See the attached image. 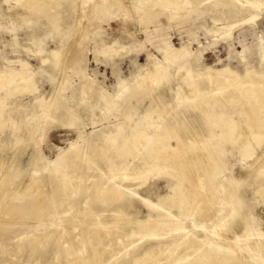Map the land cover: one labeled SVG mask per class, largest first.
Masks as SVG:
<instances>
[{
	"label": "rangeland",
	"instance_id": "rangeland-1",
	"mask_svg": "<svg viewBox=\"0 0 264 264\" xmlns=\"http://www.w3.org/2000/svg\"><path fill=\"white\" fill-rule=\"evenodd\" d=\"M28 1L0 0V72L31 77L30 84L19 82L12 88L10 97L0 91V183L4 182L0 188L8 195L5 201L0 192V264H71L66 256L72 245L84 261L92 257L89 245L64 239L48 242L46 236L56 230L60 217L67 222L84 205V190L94 184L93 172L82 158L70 163L64 179L48 169L78 139L86 151L112 134L115 145L108 155L132 171L146 170L151 166L147 159L162 152L158 142L150 148L137 142L135 156L121 157L117 151L142 129L177 147L171 139L177 130L188 138L191 127L208 128L211 142L220 147L214 182L227 186L239 200L231 234H241L249 225L264 232V130L263 142L249 136L241 114L251 105L243 100L203 114L186 102L192 91L185 82L191 73L208 89L207 76L226 70L241 77L251 73L253 80L264 76V0H250L255 7L246 0L197 1L184 17L171 19L156 11L144 20L133 0H112L111 6L95 0L89 7L78 0H44L39 8H29ZM231 26L229 32L223 29ZM181 48L190 55L169 66L158 88L139 87L147 69L165 62L166 51ZM230 129L232 140L243 146L234 148L221 136ZM73 155L69 152L65 158L73 161ZM191 155L185 152L178 160L185 164ZM101 168L107 171L103 163ZM35 174L38 186L24 194ZM77 176L84 177V190L74 195L76 186L70 179ZM175 185L165 178H150L139 193L156 202L171 196ZM48 195L54 205H48ZM67 205L68 216H59ZM124 210L131 219L126 226L113 224L110 213L101 216L111 227L109 233L98 235L101 243L113 237L115 226L125 232L133 230L137 220L157 216L136 200L126 201ZM74 220L80 225L84 216ZM81 233L77 231L78 236ZM137 239L126 242L117 264H133L144 248L157 242L144 240L130 247ZM58 254L64 259H57ZM86 263L94 264L92 259Z\"/></svg>",
	"mask_w": 264,
	"mask_h": 264
},
{
	"label": "bare ground",
	"instance_id": "bare-ground-1",
	"mask_svg": "<svg viewBox=\"0 0 264 264\" xmlns=\"http://www.w3.org/2000/svg\"><path fill=\"white\" fill-rule=\"evenodd\" d=\"M43 1L30 0L27 5L29 8H39ZM78 1L82 6L89 7L95 0ZM98 1L108 3L110 6L113 4L112 0ZM197 1L206 2L207 0H133L135 9L143 20L156 11L169 15L171 19L184 17L195 8ZM233 1L242 2V0ZM246 3L255 7L250 0H246ZM223 29L229 32L233 26ZM188 55L190 52L185 48L177 52L166 51L165 62L161 66L155 65L147 69L146 74L141 77L139 87L150 90L158 88L159 84L167 78L169 66ZM257 76V80H253L251 73L241 77L232 71H221L216 73L215 77L207 76L210 87L205 89L190 73L185 82L192 91V97L186 98V102L195 111L205 114L215 110L217 106L224 110L227 103L234 105L245 100L251 108L241 112L242 123L249 136L257 137L258 142H263L261 131L264 130V76ZM19 82L30 84L31 77L0 72V91L6 90L7 97L13 93L12 88L19 87ZM190 131L191 136L188 138L183 136L182 130L173 133L171 139L175 140L177 147H172L169 143L164 144V139L158 140L156 137L149 136L143 129L140 130L139 135H132L126 139L124 147H118L117 150L121 157L127 154L135 156L134 149L139 141L148 148L159 143L162 152L158 154V157L147 159V163L151 166L146 170L133 169L132 171L127 164L118 165L108 155V149L115 145L112 134L102 140V145H89L86 151L81 149V139L72 143L69 150L50 166L49 172L64 179L69 176L66 169L70 163L82 158L87 160V167L93 172L91 179L94 184L92 183L90 191L84 190L83 176L70 179L76 186L74 195L84 190L86 194L84 205L67 222H63L64 218L60 217L56 223V230L46 236L47 241L64 239L69 243H81L82 246L91 247L92 257L84 261V258L80 256L81 251L72 245L70 254L66 256L67 260H71V264H87L86 262L91 259L94 264H117L126 251V242L134 237L138 239L132 240L130 247L144 240L157 242L144 248L142 255L134 259L133 264H264L262 256L264 232L253 225H249L243 233L238 235H232L230 232V226L238 214L239 200L227 186L217 185L214 182L219 173L220 161L217 154L220 147L211 142L212 133L208 131V128L202 130L191 127ZM223 132L221 136L225 135L234 148L243 146V142L232 140V129ZM258 145L261 146V143ZM69 152L74 154L73 161L65 158ZM185 152L192 155L184 164L178 159ZM101 163L107 171L101 168ZM1 172L2 165H0V174ZM188 174H192L193 178ZM150 178H165L176 182V185L172 186L173 194L156 202L142 196L139 191L147 186ZM39 180L37 174L31 176L27 181V191L24 194L35 189ZM1 182L3 188L4 182L2 180ZM230 182L228 180V183ZM186 185L189 188L185 189ZM2 188H0L1 198L7 201L8 195ZM48 200L49 206L54 205L55 202L49 195ZM128 200L138 201L157 216H150L146 221L137 220L135 228L129 231L125 229V232H120L118 226L112 227L113 237L108 242L101 243L98 235L109 233L111 228L102 222L101 216L110 213L113 218L112 223L115 225L126 226L131 223L128 213L124 210ZM70 206H63V213L59 216H68V212L71 211ZM77 216H84V221H81L80 225L74 220ZM195 216L198 218L195 219ZM188 223L192 225V228H188ZM45 230L47 231L46 228ZM79 230L82 231L81 236L77 234ZM198 233L202 236L199 237ZM46 234L47 232L44 235ZM106 255L110 257L109 261L105 260ZM56 258L64 259L60 254Z\"/></svg>",
	"mask_w": 264,
	"mask_h": 264
}]
</instances>
